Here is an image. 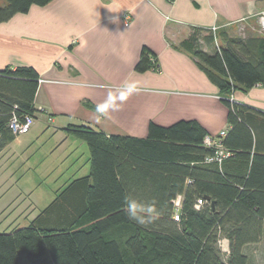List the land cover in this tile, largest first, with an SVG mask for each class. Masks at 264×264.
Instances as JSON below:
<instances>
[{
    "label": "trees",
    "instance_id": "1",
    "mask_svg": "<svg viewBox=\"0 0 264 264\" xmlns=\"http://www.w3.org/2000/svg\"><path fill=\"white\" fill-rule=\"evenodd\" d=\"M5 1L0 24L54 0ZM190 32L180 47L221 92L228 108L222 145L231 156L221 166L208 163L215 150L194 120L151 123L146 138L69 125L66 135L89 148V175L27 227L0 229V264H21V253L30 264H249L248 249L264 240V114L230 97L264 87V37ZM153 69L156 56L144 48L135 70ZM39 79L31 67L0 70V154L17 138L13 115L36 119Z\"/></svg>",
    "mask_w": 264,
    "mask_h": 264
},
{
    "label": "crops",
    "instance_id": "2",
    "mask_svg": "<svg viewBox=\"0 0 264 264\" xmlns=\"http://www.w3.org/2000/svg\"><path fill=\"white\" fill-rule=\"evenodd\" d=\"M263 11L264 0H54L0 24V70L31 67L40 76L39 113L24 152L51 134L52 155L62 163L79 161L77 140L64 132L69 125L146 138L151 123L194 120L218 137L227 128L228 108L180 44L191 28L216 26L217 35L229 34L237 24L258 21ZM144 48L155 54L157 69L138 73ZM233 96L264 114V87ZM10 159L0 163L1 173Z\"/></svg>",
    "mask_w": 264,
    "mask_h": 264
},
{
    "label": "rangeland",
    "instance_id": "3",
    "mask_svg": "<svg viewBox=\"0 0 264 264\" xmlns=\"http://www.w3.org/2000/svg\"><path fill=\"white\" fill-rule=\"evenodd\" d=\"M230 31L227 33L229 37L243 39L250 36L264 37L259 20L237 24ZM205 37L206 34L201 35L203 45ZM217 43L220 45V38ZM232 97L233 95L230 99ZM27 135L18 136L12 145V151H4L0 158L1 163L15 153L7 163L9 169L4 173L0 172L1 231H6L8 227L14 225L27 227L73 180L89 175V150L84 142L76 141L79 161L71 159L69 163H62L59 157L50 152L54 145L51 134L35 141L32 149L25 153ZM248 253L251 258L249 264H264V240L258 245L251 246ZM20 260L21 264H30L24 253H21Z\"/></svg>",
    "mask_w": 264,
    "mask_h": 264
},
{
    "label": "built area",
    "instance_id": "4",
    "mask_svg": "<svg viewBox=\"0 0 264 264\" xmlns=\"http://www.w3.org/2000/svg\"><path fill=\"white\" fill-rule=\"evenodd\" d=\"M258 18H259L258 20H259V24H260V29H261V31H264V11L259 14ZM124 21H125V25L129 26L131 24L130 16H126ZM211 31H212L213 35L215 36V39L217 40L216 35L218 32V27H216V26L213 27ZM230 100H231V102H235L234 96ZM35 122H36V119L34 117L28 116V117H25L24 119H20L16 115H13V117L9 123V129L11 130L13 135H15L16 137L24 136V135H27L30 133L31 129L35 125ZM227 132H228V126H227V128H225L220 133L219 138H213L210 136H207L205 138V140H204L205 146L215 150V156L207 159L208 163H216L219 166H221L222 163L231 156L230 151L225 149L222 145V140L227 136ZM203 204H204L203 200H199L197 205H196V208L200 209V207ZM175 220L178 221L179 217L176 216ZM220 245H221V248H222L224 253H229V248H228L229 246H228V243L226 241H221ZM227 248H228V250H227Z\"/></svg>",
    "mask_w": 264,
    "mask_h": 264
},
{
    "label": "water",
    "instance_id": "5",
    "mask_svg": "<svg viewBox=\"0 0 264 264\" xmlns=\"http://www.w3.org/2000/svg\"><path fill=\"white\" fill-rule=\"evenodd\" d=\"M207 200H210V198H207ZM180 202H181V198H178V200H177V206L180 205ZM213 206H214V205H213Z\"/></svg>",
    "mask_w": 264,
    "mask_h": 264
}]
</instances>
